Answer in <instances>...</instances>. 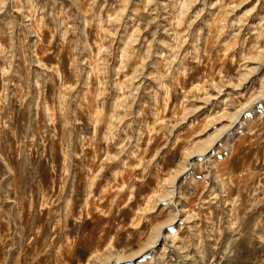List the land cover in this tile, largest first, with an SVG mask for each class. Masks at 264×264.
Listing matches in <instances>:
<instances>
[{
    "label": "rangeland",
    "instance_id": "1",
    "mask_svg": "<svg viewBox=\"0 0 264 264\" xmlns=\"http://www.w3.org/2000/svg\"><path fill=\"white\" fill-rule=\"evenodd\" d=\"M262 95L264 0H0V264H264Z\"/></svg>",
    "mask_w": 264,
    "mask_h": 264
},
{
    "label": "bare ground",
    "instance_id": "2",
    "mask_svg": "<svg viewBox=\"0 0 264 264\" xmlns=\"http://www.w3.org/2000/svg\"><path fill=\"white\" fill-rule=\"evenodd\" d=\"M260 93H258V95H259ZM264 95H262V97H263ZM254 97V96H253ZM252 97V99L251 100H248V101H246V103H243V104H241V106L239 107L241 110H245L246 108H249V109H251V111H255L256 110V108H257V105H256V103L254 102L256 99L255 98H253ZM259 97V96H258ZM261 97V98H262ZM250 98V97H249ZM260 98V99H261ZM256 101H258V99L256 100ZM264 102V101H263ZM263 105V104H262ZM261 105V106H262ZM238 109V108H237ZM248 112V111H247ZM251 113H253V112H251ZM250 113V114H251ZM255 113H256V111H255ZM235 114H236V112L235 113H233V114H231V116H230V118H233L234 116H235ZM243 115V114H242ZM245 115H246V113H245ZM1 116V115H0ZM241 116V115H240ZM242 117V116H241ZM244 117V116H243ZM246 117L248 118V115H246ZM240 118V117H239ZM244 121H245V119H244ZM243 121V122H244ZM242 121H241V123H243ZM206 144V143H205ZM201 146H203V145H201ZM200 146V147H201ZM220 180V179H219ZM225 179L223 178V179H221V185H222V187L224 188L225 187V181H224ZM19 201V200H18ZM201 202H202V199H201ZM203 203H204V205H202V207H204L205 209H207L208 210V208L212 205V202H208V204H207V202L204 200L203 201ZM20 204H21V202H20ZM199 204V203H198ZM201 204V203H200ZM38 206H40V204L39 205H37V208H38ZM22 207H23V205H22ZM36 211H37V209H36ZM158 234V233H157ZM159 235V234H158ZM153 237V236H152ZM159 239V236H154L151 240H149L150 241V244H153V243H155V242H157V240ZM125 256V255H124ZM123 257H118V260L119 259H122Z\"/></svg>",
    "mask_w": 264,
    "mask_h": 264
}]
</instances>
